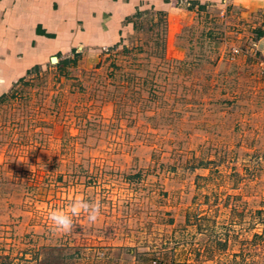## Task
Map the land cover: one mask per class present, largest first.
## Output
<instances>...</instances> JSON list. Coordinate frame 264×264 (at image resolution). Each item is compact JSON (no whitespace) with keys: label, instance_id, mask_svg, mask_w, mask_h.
Wrapping results in <instances>:
<instances>
[{"label":"rangeland","instance_id":"rangeland-1","mask_svg":"<svg viewBox=\"0 0 264 264\" xmlns=\"http://www.w3.org/2000/svg\"><path fill=\"white\" fill-rule=\"evenodd\" d=\"M263 15L147 10L1 96L0 264H264Z\"/></svg>","mask_w":264,"mask_h":264},{"label":"crops","instance_id":"crops-1","mask_svg":"<svg viewBox=\"0 0 264 264\" xmlns=\"http://www.w3.org/2000/svg\"><path fill=\"white\" fill-rule=\"evenodd\" d=\"M177 9L255 19L264 14V0H0V97L52 57L61 63L117 45L139 13Z\"/></svg>","mask_w":264,"mask_h":264},{"label":"clouds","instance_id":"clouds-1","mask_svg":"<svg viewBox=\"0 0 264 264\" xmlns=\"http://www.w3.org/2000/svg\"><path fill=\"white\" fill-rule=\"evenodd\" d=\"M101 204L99 202L89 203L83 199H76L70 208L60 211H52L49 219L57 231L69 232L73 228V217L79 215L82 211L87 213L88 219L95 222L100 215Z\"/></svg>","mask_w":264,"mask_h":264},{"label":"built area","instance_id":"built-area-1","mask_svg":"<svg viewBox=\"0 0 264 264\" xmlns=\"http://www.w3.org/2000/svg\"><path fill=\"white\" fill-rule=\"evenodd\" d=\"M232 51H233L234 53H238V52H239V49L233 47V48H232ZM261 65L264 67V57H263V60H261Z\"/></svg>","mask_w":264,"mask_h":264},{"label":"water","instance_id":"water-1","mask_svg":"<svg viewBox=\"0 0 264 264\" xmlns=\"http://www.w3.org/2000/svg\"><path fill=\"white\" fill-rule=\"evenodd\" d=\"M51 61H52L53 63L56 62V61H57L56 57H52V58H51Z\"/></svg>","mask_w":264,"mask_h":264}]
</instances>
